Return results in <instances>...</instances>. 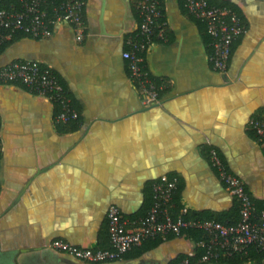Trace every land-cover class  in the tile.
I'll return each instance as SVG.
<instances>
[{
	"label": "crops",
	"instance_id": "obj_1",
	"mask_svg": "<svg viewBox=\"0 0 264 264\" xmlns=\"http://www.w3.org/2000/svg\"><path fill=\"white\" fill-rule=\"evenodd\" d=\"M217 1L237 7L247 25L225 73L210 64L209 36L182 0H163L166 36L149 48L146 65L168 86L161 104L150 108L122 56L139 26L136 0H85L80 43L74 28L61 24L49 38L23 37L0 54V67L25 57L51 66L80 112L75 123H57L47 99L0 83V264H171L181 254L194 255L198 244L187 235L157 246L144 242L104 263L51 243L107 247L109 206L140 216L151 206L145 203L152 184L164 175L178 178L188 212L230 211L234 199L206 147L216 148L264 199V152L247 127L253 114L264 112V0Z\"/></svg>",
	"mask_w": 264,
	"mask_h": 264
},
{
	"label": "built area",
	"instance_id": "obj_2",
	"mask_svg": "<svg viewBox=\"0 0 264 264\" xmlns=\"http://www.w3.org/2000/svg\"><path fill=\"white\" fill-rule=\"evenodd\" d=\"M163 0H136L139 26L126 38L127 48L122 56L127 61L129 80L137 89L145 108L160 105V91L167 88L165 79L154 77L146 65V54L156 39L166 36L168 23L162 20ZM184 7L194 17L205 21L206 32L210 36L211 51L208 60L212 67L225 73L229 66L232 44L239 39L245 29L239 14L228 6H215L208 0H182ZM19 8L0 9V47L17 31L31 38H49L55 27L67 24L74 28L80 43L85 38V0H19ZM53 6L52 18L45 5ZM52 22V28L49 23ZM19 82L27 90L44 97L49 102L58 103L60 112L55 117L57 123H69L79 118V112L72 106L67 90L52 70L31 59H15L0 67V83ZM247 127L256 135V143L264 152V114H253ZM1 139V123H0ZM1 144V143H0ZM210 165L216 171L220 182L228 193L238 201L240 219L235 224H225L214 219H185L188 209L172 216L173 196L178 189V178L162 176L152 184L153 203L147 212L136 218L123 216L116 205H110L107 213L109 249L97 247H78L63 240L51 243L53 249L72 255L91 263H104L121 260L134 247L145 240L174 234L181 235L183 229L197 228L204 232L198 243L205 254L198 261L188 258L178 264H200L202 261L229 258L235 254L248 252L249 246L264 251V209L258 211L245 188V181L229 171L215 148L210 150Z\"/></svg>",
	"mask_w": 264,
	"mask_h": 264
},
{
	"label": "trees",
	"instance_id": "obj_3",
	"mask_svg": "<svg viewBox=\"0 0 264 264\" xmlns=\"http://www.w3.org/2000/svg\"><path fill=\"white\" fill-rule=\"evenodd\" d=\"M183 2V1H182ZM209 4L211 5H215V6H228V7H231L233 10H235L239 16L241 17L242 19V22H243V26H244V29L247 28V25L246 23L244 22V19H243V16L242 14L240 13L239 9L237 7H235L234 5L230 4V3H226V2H221V1H217V0H208ZM13 5L15 8H19L20 4H19V0H7V1H2L0 2V9L2 8H10V6ZM163 6V1L161 3V7ZM45 9L47 11V14L49 15V19L52 18V13L53 12V6L51 4H47L45 5ZM186 9V8H185ZM163 10V9H162ZM187 11V9H186ZM187 13L189 14V16H191L193 19H195L196 21H198L199 23H201V26L202 28L204 29L205 33L209 36V34L206 32V23L205 21L201 20V19H198L196 17H194L192 14H190L188 11ZM164 14V13H163ZM162 20H166L165 19V15H163L162 17ZM50 27L52 28V22L49 23ZM23 37H30L28 36L27 34H25L24 32L22 31H17L15 32L12 37L9 39V40H5L3 42V44L1 45L0 47V54H2L8 47H10L15 41L23 38ZM37 39H41V38H37ZM209 40H210V36H209ZM238 40V39H237ZM236 40V41H237ZM235 41V42H236ZM210 42V41H209ZM234 42V43H235ZM233 43V44H234ZM232 44V46H233ZM18 60V59H17ZM52 68V67H51ZM52 70L54 71V69L52 68ZM55 72V71H54ZM56 74V72H55ZM57 75V74H56ZM58 76V75H57ZM59 78V76H58ZM60 80V79H59ZM62 83V82H61ZM13 85H19L25 89H27L25 87V85H23L22 83H19V82H13L11 83ZM63 84V83H62ZM64 85V84H63ZM65 87V85H64ZM66 89V87H65ZM67 90V89H66ZM166 89L160 91V97L163 96V93ZM67 95L70 97V94L67 90ZM71 98V97H70ZM71 104L72 106L75 108V106L73 105L72 103V99H71ZM53 105L55 107V115L54 117H56L58 115V113L60 112V105L58 103H55L53 102ZM76 109V108H75ZM77 110V109H76ZM78 111V110H77ZM79 112V111H78ZM261 114H264V112H261V113H255V115H261ZM79 118H80V112H79ZM79 118L75 121H71L69 123H75L77 121H79ZM56 122V121H55ZM63 124V123H61ZM68 124V123H66ZM65 124V125H66ZM249 129V128H248ZM249 131L252 132V135L254 137V139L256 140L257 137L256 135L254 134V132L249 129ZM214 148V147H206V149L208 150V159L210 160V150ZM216 149V148H215ZM217 150V149H216ZM218 151V150H217ZM219 153V152H218ZM220 155V154H219ZM221 157V156H220ZM223 160V159H222ZM225 163V162H224ZM227 166V165H226ZM228 168V167H227ZM228 170L230 171V169L228 168ZM169 177H176V176H169ZM245 183V182H244ZM245 188L246 190L249 192L254 204H255V207L258 211H261L264 209V199H259V198H256L252 193L251 191L249 190V188L247 187L246 183H245ZM153 192V191H152ZM234 199V206L232 207V209L228 212H225L224 214L220 215V216H214V215H209V214H204V213H195V214H192L190 212L187 211V213L184 215V218L185 219H214V220H217V221H220V222H223L225 224H235L239 221L240 219V208H239V204H238V201ZM154 199H153V194H152V198L151 200H148L146 203H145V207H148L150 204L152 205ZM172 202L174 203L173 207L169 208V211L170 213L172 214V216H176L180 213V211L182 210L183 206L181 205V202H180V199H179V190L177 189L176 193L174 194L173 196V200ZM150 207H148L149 209ZM147 209V210H148ZM144 210H146V208H144ZM147 211H144V213H142L140 216L144 215ZM139 217V216H138ZM136 218V217H133V219ZM108 221V220H107ZM108 223V222H107ZM109 230V229H108ZM181 235H187L188 237H190L192 240H194L197 244L199 243V241L201 239L204 238V232L200 229H197V228H187V229H183L182 232H181ZM176 235L174 234H169L165 237H163L162 235H157L155 238H150V239H147L145 240L144 242H150V244L152 246H157L159 245L164 239H167V238H170V237H175ZM180 236V235H179ZM108 237H109V233H108ZM109 239V238H108ZM143 242V243H144ZM142 243V244H143ZM141 244V245H142ZM111 246H110V242H109V245L107 247H97V248H101V249H109ZM205 254V249L203 247H200L199 245L196 246L195 248V254L194 255H190V254H181L179 255L178 257H176L174 259V261L171 263V264H178V262H180L182 259L184 258H188L190 259L191 261H198V259H201L203 257V255ZM125 256V255H124ZM212 262H218V263H226V264H264V251H259V250H256V248L254 246H249L248 247V252L245 253V252H242V253H238V254H235L233 255L232 257H229V258H221V259H218V260H210Z\"/></svg>",
	"mask_w": 264,
	"mask_h": 264
},
{
	"label": "water",
	"instance_id": "obj_4",
	"mask_svg": "<svg viewBox=\"0 0 264 264\" xmlns=\"http://www.w3.org/2000/svg\"><path fill=\"white\" fill-rule=\"evenodd\" d=\"M23 59H28V58H23ZM12 62V61H11ZM255 143H256V141H255ZM257 144V143H256ZM258 145V144H257ZM259 146V145H258ZM259 148H260V146H259ZM261 149V148H260ZM262 150V149H261ZM241 178V177H240ZM110 207V206H109ZM89 247H91V246H89ZM85 248V247H84Z\"/></svg>",
	"mask_w": 264,
	"mask_h": 264
}]
</instances>
